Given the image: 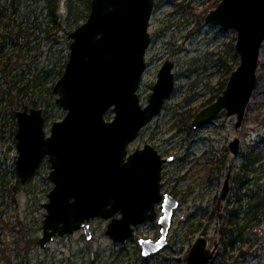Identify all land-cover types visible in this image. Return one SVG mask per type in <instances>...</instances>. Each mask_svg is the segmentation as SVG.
<instances>
[{
  "label": "rangeland",
  "instance_id": "obj_1",
  "mask_svg": "<svg viewBox=\"0 0 264 264\" xmlns=\"http://www.w3.org/2000/svg\"><path fill=\"white\" fill-rule=\"evenodd\" d=\"M68 1L57 0L58 13L62 16L67 15ZM221 1H160L150 20L147 70L138 91L141 104H148L166 60L175 63V88L162 112L130 144L129 152L150 144L164 158L174 156L173 162L164 165L162 190L180 202L166 247L152 256L142 255L139 240L160 238L157 220L136 227L134 235L124 242H116L106 235L110 220L95 219L90 222V240L80 230L56 237L45 249L38 243H29V239L38 241L43 235L46 210L42 205L48 201L53 188L48 178L50 162L46 158L26 183L21 182L16 165L17 116L7 95L8 87L1 82L0 90L5 88L6 93L4 99L0 98V264H188V253L201 236L209 240L210 248L218 242V251L222 250L219 216L234 203L244 210H252H245L247 220L243 224L247 227L243 240L229 254V264H264V43L257 70L259 85L247 105L242 125L236 128L237 115L228 116L223 111L208 125L197 130L191 128L190 117L217 100L232 72L240 65V55L236 52L237 31L205 22L207 14ZM48 4V0H24L20 14L26 19V12L33 10L28 24H34L38 18L35 24L41 21L44 26L48 21L44 7ZM70 32L65 25H54L50 35L34 30L31 38L34 47L39 48L29 54L11 47L7 56L17 60L12 61L9 78L18 79L24 74L22 71L29 73L36 64L60 66L69 56ZM52 96L48 106L41 107L47 134L53 122L62 120L66 114L53 93ZM17 106L16 112L24 109L23 104ZM106 117L113 119V111ZM236 138L240 140V148L234 156L229 144ZM257 143L255 150L253 147L256 161L245 171L247 184L240 187L232 177L242 171L248 149ZM228 174L231 175L230 192L219 205ZM157 210L160 216L161 207ZM216 258L215 264H227L228 259Z\"/></svg>",
  "mask_w": 264,
  "mask_h": 264
},
{
  "label": "water",
  "instance_id": "obj_2",
  "mask_svg": "<svg viewBox=\"0 0 264 264\" xmlns=\"http://www.w3.org/2000/svg\"><path fill=\"white\" fill-rule=\"evenodd\" d=\"M160 1L175 0H91L88 18L69 34V58L52 90L56 103L66 111L64 118L53 122L50 135L43 109L26 105L16 112L21 182L26 183L46 158L50 162L48 178L53 188L42 205L46 210L38 240L42 249L56 237L80 230L90 240V222L95 219L110 220L106 235L116 242L126 241L136 227L157 220L160 238L140 239L142 255L152 256L167 245L180 202L162 193L161 172L173 157L163 159L150 144L129 152L130 144L162 112L175 88V63L166 60L148 104H141L138 91L147 70L149 24ZM205 22L237 31L240 65L217 100L195 116L191 128L208 125L223 111L237 115L239 128L257 83L264 0H222ZM110 110L114 117L108 120ZM229 148L238 155L240 140L234 139ZM230 180L228 174L219 205L230 192ZM218 249V242L210 248L209 240L201 236L187 263L211 264Z\"/></svg>",
  "mask_w": 264,
  "mask_h": 264
},
{
  "label": "trees",
  "instance_id": "obj_3",
  "mask_svg": "<svg viewBox=\"0 0 264 264\" xmlns=\"http://www.w3.org/2000/svg\"><path fill=\"white\" fill-rule=\"evenodd\" d=\"M50 5H45L44 12L48 21L44 26L41 21L35 24L38 18L34 19V24H28V21L32 20L33 10L26 12V19L24 15H21V6L24 0H0V84L4 82L8 87L9 101L11 106H14L12 111L16 116L17 105L23 104L24 107L29 105L34 108H41L48 106L50 100H53L52 90L57 80L62 76L68 59L63 61L60 66L53 65L52 67L40 66L36 64L35 68H31V72L26 73L22 71L21 77L16 76L9 78L13 69L11 68L13 56H7L8 50L13 48H20L25 50L27 54L34 48L31 35L33 31H40L41 34L50 35V31L53 26H63L69 28V31L75 30L80 24H82L89 16L91 0H69L67 3V15L62 16L58 13L57 0H48ZM68 16V18H67ZM30 17V18H29ZM34 18V17H33ZM63 20V21H60ZM43 26V29H42ZM70 32V33H71ZM69 33V34H70ZM69 49L71 39L69 38ZM21 45V46H20ZM28 48V50H26ZM67 58V57H66ZM69 58V56H68ZM264 65V63H263ZM260 72V69H259ZM5 89V88H4ZM0 90V98H5L6 90ZM2 99H0V102ZM213 103V102H212ZM48 119L47 116H45ZM195 116L190 117L194 119ZM189 119L186 118V121ZM185 125V122H183ZM190 131H192L190 129ZM257 145L250 146L249 152H247L244 159L246 163L242 167V171L232 177L234 183H237L240 187L247 184L248 174L245 173L249 166L253 165L256 161V156L253 151L257 148ZM254 147V150H253ZM225 164V163H224ZM245 210H252V208H246ZM240 205L230 204L224 211V214L219 216L220 219V233L222 239V250H219L216 256L224 257L227 260V264L230 263L231 256L229 255L234 251L235 245L243 240L244 231L246 225L243 221L247 220V212ZM257 213L254 214L256 216ZM29 243L35 245L38 243L36 239L30 240ZM211 264L217 262V258H214ZM218 264V263H217Z\"/></svg>",
  "mask_w": 264,
  "mask_h": 264
},
{
  "label": "flooded vegetation",
  "instance_id": "obj_4",
  "mask_svg": "<svg viewBox=\"0 0 264 264\" xmlns=\"http://www.w3.org/2000/svg\"><path fill=\"white\" fill-rule=\"evenodd\" d=\"M157 3H158V2H157ZM157 3H156V4H157ZM155 7H156V5H155ZM154 10H155V9H154ZM259 59H260V56H259ZM258 67H259V66H258ZM258 76H259V74H257V83H256V86H255L256 88H254V91H253V92H255V90L257 89V85H259V84H258ZM228 81H229V80H228ZM227 84H228V83H227ZM226 86H227V85H226ZM250 99H251V98H250ZM211 104H212V103H211ZM208 106H209V105H208ZM193 120H194V119H193ZM193 120H192V121H193ZM192 121H191V123H192ZM192 130H193V129H192ZM157 151H158V150H157ZM159 154H160V153H159ZM160 155H161V154H160ZM161 157L164 159V157H163L162 155H161ZM170 157H173V160H172V162H173V161L175 160V157H174V156H170ZM170 157H166V158H170ZM170 163H171V162H170ZM165 164H167V163H164V164H163V168H164V165H165ZM163 168H162V172H161V173H162V178H163ZM230 184H231V180H230ZM219 247H220V244H219ZM215 257H216V256H215Z\"/></svg>",
  "mask_w": 264,
  "mask_h": 264
},
{
  "label": "bare ground",
  "instance_id": "obj_5",
  "mask_svg": "<svg viewBox=\"0 0 264 264\" xmlns=\"http://www.w3.org/2000/svg\"><path fill=\"white\" fill-rule=\"evenodd\" d=\"M162 193H165V192H163V190H162ZM169 194V193H168Z\"/></svg>",
  "mask_w": 264,
  "mask_h": 264
}]
</instances>
